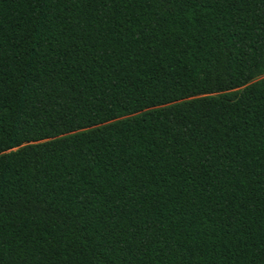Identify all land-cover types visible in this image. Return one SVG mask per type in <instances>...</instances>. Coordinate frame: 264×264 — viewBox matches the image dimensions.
<instances>
[{"label": "trees", "instance_id": "obj_1", "mask_svg": "<svg viewBox=\"0 0 264 264\" xmlns=\"http://www.w3.org/2000/svg\"><path fill=\"white\" fill-rule=\"evenodd\" d=\"M0 264H264V0H0Z\"/></svg>", "mask_w": 264, "mask_h": 264}]
</instances>
